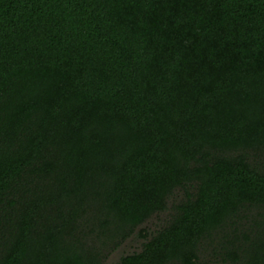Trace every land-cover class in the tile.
<instances>
[{
	"label": "trees",
	"instance_id": "obj_1",
	"mask_svg": "<svg viewBox=\"0 0 264 264\" xmlns=\"http://www.w3.org/2000/svg\"><path fill=\"white\" fill-rule=\"evenodd\" d=\"M264 264V0H0V264Z\"/></svg>",
	"mask_w": 264,
	"mask_h": 264
},
{
	"label": "rangeland",
	"instance_id": "obj_2",
	"mask_svg": "<svg viewBox=\"0 0 264 264\" xmlns=\"http://www.w3.org/2000/svg\"><path fill=\"white\" fill-rule=\"evenodd\" d=\"M139 247V242L138 241H131V242H126L124 243L119 250L116 252L112 253L107 260L108 264H113L117 259L120 257V255L136 251Z\"/></svg>",
	"mask_w": 264,
	"mask_h": 264
}]
</instances>
